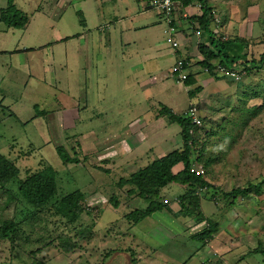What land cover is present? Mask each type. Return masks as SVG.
I'll return each instance as SVG.
<instances>
[{
    "label": "rangeland",
    "instance_id": "obj_1",
    "mask_svg": "<svg viewBox=\"0 0 264 264\" xmlns=\"http://www.w3.org/2000/svg\"><path fill=\"white\" fill-rule=\"evenodd\" d=\"M128 1L134 7L148 2ZM101 2L80 0L65 7L67 3L64 0H14L20 10L32 16L31 24L18 45L20 48L35 46V50L28 56L21 52H0V101L5 97L0 106V152L11 158L21 156L18 159L21 178L27 170L35 171L44 164H51L58 173L59 195L81 189L89 196L90 207H97V213L92 217L83 216L89 225L84 235L91 237L75 251L66 253L62 239L74 236V233L69 232L63 223L59 226L51 224L49 228V218L45 214H30L32 208L17 192V184L11 185L9 192L0 189V224L12 218L22 220L21 231L13 240L0 238V264H102L101 253L119 246L136 249L142 264H187L194 259L192 253L197 248L202 250L206 259L217 260L214 264H264L263 255L252 251L260 242L264 244V186L260 195L235 201L232 197L216 201L211 199L212 189L202 191L200 196L205 215L227 229L207 246L189 237L195 229L191 218H179L175 226L170 223L171 214L167 209L161 216L155 213L152 218H146L129 229L123 214L135 207H145L147 202L134 197V193H127L128 188L120 190L115 181L135 171L132 169L146 165L149 160L183 146L181 126L171 123L166 117L140 128L151 116V102L145 98L155 96L176 112L196 100L190 99L184 89L163 85L159 66L143 60L144 67L137 63L140 66L135 68L134 59L121 58L119 54L136 47H122L119 41L114 44V52L111 51L113 46L103 48L94 44L99 49L89 54L97 57L100 53L102 58L98 61L83 57L77 64L67 54L68 62H65V44L56 41L57 44L52 45L58 36V31L51 27L54 22L52 14L57 15L56 20L62 19L57 26L61 27V32L83 34L85 28L80 26V17L74 8L84 9L88 26L92 29V20L98 19ZM211 3L226 26L225 30L221 26L225 31L221 35L250 42L249 48L245 47L248 55L260 56L258 51L264 50V0H211ZM6 4L7 0H0V8ZM113 7H119L118 0ZM4 26L5 23L0 22V50H11V45L18 43L21 31L2 30ZM107 26L102 25L104 30L100 29V33L103 34ZM185 26L183 24L181 28ZM164 27L165 21L162 32L167 43ZM73 38L74 42L80 39ZM90 46L91 40L85 48L90 51ZM196 51L193 53L195 60L202 59L199 49ZM113 53H117L116 58ZM138 60H142L141 57ZM167 64L171 65L166 62L163 70L169 69ZM100 71L104 75L108 73L111 79L107 78V82L95 80ZM129 73L138 75L128 78ZM88 77L95 86H86ZM243 78H249V82H237L244 90L237 95L238 102H233V111L223 117L229 120L221 118L214 123L206 121L205 116L200 131L197 135L194 133L197 139L194 149L204 151V162L197 166L198 171L213 189L219 188V193L264 179V70L247 73ZM212 86L206 90V96L212 97L220 89ZM212 98L213 106H216L215 96ZM232 98L235 96L227 100L233 101ZM250 99H254L256 104L247 108L245 103ZM140 101L147 106L139 105ZM200 104L201 110L202 107L208 108L207 104ZM72 135L76 136L73 140L69 139ZM61 145L74 157L77 150L80 163H64L57 150ZM32 149V153L27 155ZM205 158L212 161L205 165ZM178 185L167 186L162 192L163 198L171 201L175 210L179 209L177 197L184 192ZM118 191L122 193V199H129L128 203L118 208L109 206L108 196ZM15 196L21 201H17ZM155 216L164 227L155 226ZM169 234L175 236L170 238ZM54 237L56 239L52 240ZM165 253L172 258L169 259Z\"/></svg>",
    "mask_w": 264,
    "mask_h": 264
},
{
    "label": "trees",
    "instance_id": "obj_2",
    "mask_svg": "<svg viewBox=\"0 0 264 264\" xmlns=\"http://www.w3.org/2000/svg\"><path fill=\"white\" fill-rule=\"evenodd\" d=\"M175 1L177 3L175 7L176 12L179 10L178 8H180L181 13L183 11L181 7L187 6L195 1H200L203 5L202 14L189 16L187 17L188 19L180 14L175 15L177 20L181 19L180 22H182V25L183 22H187L190 24V27L194 29L188 32V34L186 33L187 36L195 34L198 38L196 34L197 30H201L202 35L205 34L208 36V40L199 42L196 40L199 43L198 49L202 54V59L200 60H195L191 50L188 48L185 50L181 46V49L177 52L175 48L172 47L174 53L177 55L172 66L179 58H183L188 62L186 64L189 69L187 79L182 82L189 88L188 94L191 98L195 97L202 90L201 85L192 87L197 83V75L199 76V74L206 73L218 79L223 77L227 78L226 75L220 74L215 70L216 63L230 66L244 62L243 65L249 75L252 74L253 71L260 72L264 70V50L258 51L260 52V56L258 57L256 55L249 56L245 47L249 48L250 42H243L241 38L236 37H228L227 40L221 39L223 36L221 34L225 32L221 30V26H224V30L226 26L225 24L223 25L222 20L221 22H217V17L219 19L221 18L219 15L220 13L211 3V0ZM148 2L150 3V0H148ZM29 20V15L20 10L14 3V0H8L7 6L0 8V22L5 23L9 27L24 28ZM80 22L81 24L85 23L82 13H80ZM176 26L181 31L182 26ZM215 27L220 28L218 30L219 34L213 33ZM102 28L103 27H100V29ZM247 42L249 44H247ZM196 61L197 63H195ZM206 68L209 69L208 72ZM171 78L179 80L175 76ZM3 101L4 100L0 101V106H2ZM194 104L199 105L198 103H192L186 111L178 113L162 103L157 109L156 114L154 113L156 115L154 119L166 117L171 123L175 122L181 126L180 134L181 140L183 141L182 148H176L162 156L149 160L146 165L139 166L140 168L138 169H132L135 171L131 170L132 172H129V174L121 176L114 184L120 190L128 188L127 193H134V197L145 199L147 202L145 207H135L123 214V218L127 220L129 224V229L139 225L144 219L152 217L155 213L167 209L170 213H173L183 220L191 218L195 227L199 228L192 234V238L201 241L203 246H207L211 240L227 229L221 226V223L218 221L205 215L202 207V198L200 196L202 191H204L205 188L212 189L211 199L216 201L220 198L224 199V197H232L235 201L238 198H250L253 195H260L263 191L264 179L259 183L248 182L246 186L233 187L230 191H222L223 193H219L218 187L213 189V186L203 177L204 175L198 171L199 167H197L201 165L200 162H204L202 159L204 151L202 152V150L194 149L197 143L195 134L197 135V132L200 131L204 121H202L200 125H195L192 122L189 110ZM191 130L193 131L192 134L190 133ZM72 138L75 139L76 136L72 135L69 139ZM74 149L76 148L74 147ZM57 150L64 163H80L77 150H75V157L72 156L63 145L58 146ZM32 151L33 149L26 154L30 155ZM20 158L21 156L11 158L0 152V189L9 192L12 189L11 185L17 184V192L21 195L25 203L32 208L30 214H45L49 218V228L51 224L59 226L63 223L69 232L74 233V236L64 237L62 239V245L67 251L66 253L75 251L80 247L82 242L91 237L87 238L84 235L89 225L86 224L83 216L92 217L97 213V207H90L89 196L81 189L59 195L58 173L49 163L44 164L35 171L27 170L24 178L19 177L21 168L18 165V159ZM211 161L212 159L205 158V165ZM179 165H181V167L177 170L176 168ZM125 171L127 172L128 170L126 169ZM175 184H179L178 186L184 190V192L177 197V202L179 204V209L177 210L173 209L171 207V201L165 200L162 195L165 187ZM198 190L200 191L199 193ZM120 194H122L120 191L110 194L108 196V205L118 208L128 203L129 199L127 196V199H122L123 197ZM222 194L223 196H220ZM15 199L21 201L20 197L15 196ZM52 217L57 219L53 221L51 219ZM21 221L14 218L4 220L0 224V238L13 240L21 231ZM55 239L56 237L52 240ZM252 251L262 254L264 260V244L262 242H260L257 248L252 249ZM137 253L138 251L131 246H119L101 253V255H103L102 264H141V261L137 258ZM202 253L201 250V254ZM215 255L216 258H219L217 253H215ZM216 261L217 260L214 259H205L201 264H214Z\"/></svg>",
    "mask_w": 264,
    "mask_h": 264
},
{
    "label": "crops",
    "instance_id": "obj_3",
    "mask_svg": "<svg viewBox=\"0 0 264 264\" xmlns=\"http://www.w3.org/2000/svg\"><path fill=\"white\" fill-rule=\"evenodd\" d=\"M75 1H80V0H64V2L67 3V5L65 7H68L69 5L73 6ZM84 1H86V0H84ZM88 1H90V0H88ZM115 1L116 0H102V2L100 3V6L98 7V9L100 10L99 15H98V19L96 18V19L92 20V27H93L92 29L88 26V18H87V16H85L84 9L83 8H77L76 9L73 7L75 9L74 12L76 13V15L78 17H80V13H82V16L84 18V22H85L84 24H81L80 19H79L80 26L85 28V33L82 32L83 34H80V32H66V33L61 32V30H60L61 27L59 26V28H57V26L61 22L62 19L56 20L57 15L52 14V17L54 18L52 20H54V22L51 23V27L53 30L58 31V36H57L56 40L53 42L55 44H52V45H56L57 42H61V44H65V48L67 49V53L65 55V62H68V56L75 59L77 61V64H79V62L82 60L83 57H87L88 60L93 59L94 62L98 61V59L102 58V56H99L100 53H98V54L96 53L97 57L90 56V54L92 55V53L96 51V48H98V47H95L94 44H96L97 46L99 45L100 47H103V48L113 46V50H111V51L114 52V44L116 41H119L122 47H124L123 45H126L125 47H128V48L131 46L136 47L135 50L133 49V50H129L127 53L122 52V54H119L121 56V58H123L125 56V57H128L130 60L134 59L135 65H137V66L134 65L135 68H138L142 64H143L142 67H144V63H145L144 61L151 62V65H153V66H155V65L159 66L160 69L158 71L161 72V75H162L160 77V81H161V83L163 82L162 83L163 85L166 84L167 86H173V88L179 87L181 89H184L185 92L188 93L189 88H187L185 86L184 82L179 81V80H175L173 78L171 79L170 74H169L170 68H171L172 64L174 63L177 55H176V53L174 54V50H173L172 46L168 42L165 43V41H164L162 27L164 25L165 17L163 16V13L160 12L159 10H156L157 11L156 13L153 12L150 5H148V2L147 3L144 2V6L137 5L134 7V4L129 2L128 0H118L119 7L114 8L113 3ZM7 3H8V0H7ZM60 4H62V3H60ZM192 4H195V3L194 2L191 3L190 7H188L189 5L181 7V8H183V11H186V10L188 11V13H189L188 16L198 15L200 13V11L197 8V3L195 6H192ZM6 6H7V4L4 7H6ZM80 7H82V6H80ZM1 8H3V7H1ZM178 9L179 10L176 12V14L182 15L183 11L181 13V11H180L181 9L180 8H178ZM93 10H94V7H93ZM24 12L26 14H28L26 11H24ZM29 17H30V15H29ZM97 20H98V23H97ZM31 21H32V16L30 17L28 24L24 28L9 27L5 24L6 27L4 26L2 28V30H7V31L19 30V31H21V33H19L20 39L18 40V43L11 45V47H10L11 50H0V52H2V53L11 52L12 54L17 53V52H21V53L25 54V56H28L29 52H33L32 50H35L34 49L35 46H26V47L20 48V46L18 45L20 43L21 39L23 38L24 34H25L26 28H28L30 26ZM183 24H185L186 26L184 28H181V31L179 32L177 37H178L179 41L181 42L182 47L185 50L188 48L191 50L192 54L196 53V52H198V51H196L198 49V46H199L198 42L202 41V40H208L207 39L208 36H206L205 34H203L200 38L199 37L197 38L195 34L194 35L191 34L190 36H187L186 33L188 34V32H191L194 29H192L190 27V24H188L187 22H183ZM102 25H108L103 34L100 33V27ZM166 26H167V23H166ZM69 28H70V26H69V23L67 21V30H69ZM165 28L166 27H164V34H165ZM73 37H79L80 39H78L77 42H74ZM90 40H91V46H90V51H89L88 49L85 48V46L89 44ZM206 42H208V41H206ZM16 45H18V46H16ZM14 46H16V47H14ZM23 46H25V45L23 44ZM39 47H41V46H39ZM244 52H245V50H244ZM67 54H68V56H67ZM134 55H135V57H134ZM112 56H114V58H116L117 53H113ZM193 56H194V54H193ZM138 57H141L142 60H138ZM52 60H55V59L53 58ZM166 62L171 63V65L168 66V64H167L166 66H168L169 69L163 70ZM137 63L140 65H138ZM100 72L101 73L98 74L96 78L94 77V79L97 80L98 82H107V78L111 79V76H108V73L110 72L109 70H108V73H106V75H104V73L102 71H100ZM137 75L138 74H136V73L135 74L129 73L128 78L131 76H137ZM196 77H197V83L195 85H193L192 87L201 85L202 90L195 97H193V98L190 97V99H192V100L195 99L196 102H194V103H198L199 107L201 106V104H200L201 102H203L204 104H207L208 108L202 107V110L200 109V115H201V117H203L202 121H204V117L206 116L207 117L206 121L214 122V123L217 122L221 118L223 119V117H225L226 113L233 111V110H231L233 102L234 101L238 102L237 101V95H240L241 92L244 90V89H242V85H238L237 82H239V84L241 82H242V84L249 82L248 81L249 78H242L241 79L242 81L234 80L233 78H230V77H227V78L223 77L221 79H218V78H216L212 75L206 74V73L202 76V78H198V75ZM166 78H168L169 80H167ZM168 83L170 85H168ZM90 85L95 86V83H93L91 81V78L88 77V78H86V86H90ZM210 85H213L212 86L213 89L215 87L220 88L219 90L218 89L216 90V91H218V92H216L217 94H215V93L212 94V97L215 96V98H216V104H217L216 106H213V104H215L212 102L213 98L211 96H206L207 94L205 93ZM102 88L104 89V87H102ZM135 88H137V87H135ZM230 96L231 97L235 96V99L232 98L233 101H228L227 98ZM243 98H244V96H243ZM1 100H5V97H2ZM145 100L151 102V104H150L151 105V107H150L151 116H150L149 121H145L143 119V121H145V122H143L140 125V128L144 127L149 122H156L160 119V118L154 119L155 118L154 116H156L155 114H156L157 109L163 103L162 101L157 100V97H155V96L145 98ZM253 100L254 99H250L249 102L247 101L245 103V107L249 108L253 104H256V103H253ZM138 104L147 106V104L144 103L143 101H140V103H138ZM191 104L192 103L190 102L189 106ZM189 106L187 108H185L184 110L179 111L178 113H183L184 111H186L189 108ZM152 110H153V112H152ZM209 110H210V112H209ZM227 120H229V119H226L224 121H227ZM135 126L136 127H135L134 131L136 132L138 125L136 124ZM151 151H153V150H151ZM162 155H164V154H162ZM162 155H160V156H162ZM161 213H163V212L157 213L156 216H161ZM170 214H171L169 216V218H171L170 223L175 225V221L180 220V219L176 215H174L173 213H170ZM156 216L154 218L155 226H157V227L160 226V228L164 227L162 224H160L156 220V218H157ZM198 229H199L198 227H195L194 231H192L189 234V237L191 239H193L192 234L195 233V231ZM167 231L171 232V229H167ZM134 232H136V231H134ZM155 235H157V234H155ZM169 235H170L169 236L170 238L175 236L173 234L172 235L169 234ZM179 235H182V234L179 233ZM162 238L166 239V237H164V236ZM189 243H191V241H189ZM156 250H158V249H156ZM192 255H193L194 259L189 260V262L187 264H191V263L192 264H201L202 261L206 259L204 254L201 255V250H199V248H197V250H195L192 253ZM165 256H167V254ZM167 257L169 259L172 258V256H167ZM142 262L143 261H141V264H142Z\"/></svg>",
    "mask_w": 264,
    "mask_h": 264
},
{
    "label": "built area",
    "instance_id": "obj_4",
    "mask_svg": "<svg viewBox=\"0 0 264 264\" xmlns=\"http://www.w3.org/2000/svg\"><path fill=\"white\" fill-rule=\"evenodd\" d=\"M195 4H192V6H195L197 3V8L200 11L199 14H202V8L203 5L200 1H195ZM150 6L155 9L159 10L164 14L165 21L167 23V26L165 28V34H166V40L167 42L175 48V51H179L181 49V42L179 41L177 35L179 34L180 30L176 26H182L181 20H177L176 15V1L175 0H150ZM191 4H189L188 7H190ZM188 11H183L182 16L184 18L189 17ZM217 22H221V20L217 17ZM104 30V28H102ZM220 28L215 27L213 29V33L216 34ZM197 36L200 38L202 36V31L197 30L196 31ZM219 36V35H218ZM222 40H227L228 37L225 35L222 36ZM188 62L185 61L183 58H179L175 64L171 68V74L172 76H175L179 79V81H185L187 79L188 75V67L186 66ZM244 62L237 63L236 65H223L222 63H216L215 64V70L219 72L220 74L226 75L227 77L233 78L235 80H241L243 76L246 75L247 71L245 69V66L243 65ZM206 71L208 72L209 69L206 68ZM189 114L192 118V122L195 125H200L202 123V117L200 115V108L198 105H193L190 110ZM190 133L192 134L193 131L191 130ZM200 170L203 171L202 167H200Z\"/></svg>",
    "mask_w": 264,
    "mask_h": 264
}]
</instances>
